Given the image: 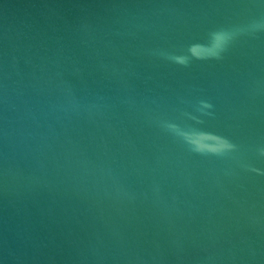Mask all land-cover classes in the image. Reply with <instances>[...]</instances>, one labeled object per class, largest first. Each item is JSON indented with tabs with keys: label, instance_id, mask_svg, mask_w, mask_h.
Wrapping results in <instances>:
<instances>
[{
	"label": "water",
	"instance_id": "obj_1",
	"mask_svg": "<svg viewBox=\"0 0 264 264\" xmlns=\"http://www.w3.org/2000/svg\"><path fill=\"white\" fill-rule=\"evenodd\" d=\"M0 264H264V0H0Z\"/></svg>",
	"mask_w": 264,
	"mask_h": 264
}]
</instances>
